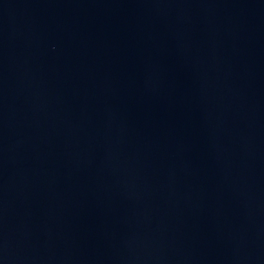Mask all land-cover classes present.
Segmentation results:
<instances>
[{
    "label": "water",
    "instance_id": "1",
    "mask_svg": "<svg viewBox=\"0 0 264 264\" xmlns=\"http://www.w3.org/2000/svg\"><path fill=\"white\" fill-rule=\"evenodd\" d=\"M0 264H264V0H0Z\"/></svg>",
    "mask_w": 264,
    "mask_h": 264
}]
</instances>
